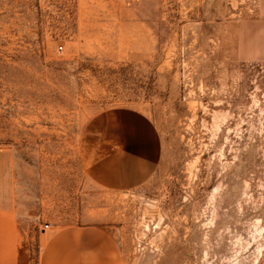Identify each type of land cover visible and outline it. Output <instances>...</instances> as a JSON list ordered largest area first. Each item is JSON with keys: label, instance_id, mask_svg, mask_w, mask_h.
Here are the masks:
<instances>
[{"label": "rangeland", "instance_id": "1", "mask_svg": "<svg viewBox=\"0 0 264 264\" xmlns=\"http://www.w3.org/2000/svg\"><path fill=\"white\" fill-rule=\"evenodd\" d=\"M138 111L158 159L122 182L106 126ZM0 148L19 264L47 223L108 228L123 264H264V0H0Z\"/></svg>", "mask_w": 264, "mask_h": 264}, {"label": "crops", "instance_id": "2", "mask_svg": "<svg viewBox=\"0 0 264 264\" xmlns=\"http://www.w3.org/2000/svg\"><path fill=\"white\" fill-rule=\"evenodd\" d=\"M135 116L142 124L135 126V135L130 125L123 122L112 125V130L106 126L105 138L108 146L112 144L113 151L109 153L115 160L111 165L120 179L123 178L122 182L134 172H141L145 178L146 173L154 170L158 159L157 135L152 121L139 111ZM94 165V180L98 184L109 188V184L118 183L119 180L109 179V158L104 162L97 160ZM21 197L14 156L0 148V264H19L25 241L33 238L32 227L28 224L30 211ZM39 238L42 242L40 264H123L114 236L100 225L56 227L49 224L47 228L44 225Z\"/></svg>", "mask_w": 264, "mask_h": 264}, {"label": "built area", "instance_id": "3", "mask_svg": "<svg viewBox=\"0 0 264 264\" xmlns=\"http://www.w3.org/2000/svg\"><path fill=\"white\" fill-rule=\"evenodd\" d=\"M47 227H49V224L47 223V224H45V228H47Z\"/></svg>", "mask_w": 264, "mask_h": 264}]
</instances>
